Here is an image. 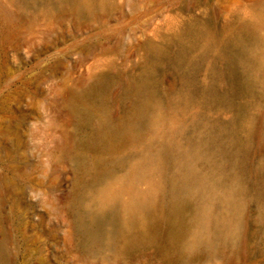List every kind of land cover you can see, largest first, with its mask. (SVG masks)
Listing matches in <instances>:
<instances>
[{
  "label": "rangeland",
  "instance_id": "374dc122",
  "mask_svg": "<svg viewBox=\"0 0 264 264\" xmlns=\"http://www.w3.org/2000/svg\"><path fill=\"white\" fill-rule=\"evenodd\" d=\"M198 42L219 53L189 80ZM145 100L144 122L110 143ZM187 158L211 192L180 218L165 196L125 225L121 203L154 194ZM201 203L212 221L193 246ZM0 253L264 264V0H0Z\"/></svg>",
  "mask_w": 264,
  "mask_h": 264
},
{
  "label": "bare ground",
  "instance_id": "6f19581e",
  "mask_svg": "<svg viewBox=\"0 0 264 264\" xmlns=\"http://www.w3.org/2000/svg\"><path fill=\"white\" fill-rule=\"evenodd\" d=\"M207 35H210L209 30L207 31ZM190 49L194 55V58L189 61H183V64H185L187 68L189 80L195 75L196 71L198 70V67L204 66L207 63L211 52H214L216 54L219 53V51L213 47L211 42L193 43ZM181 59L182 57H180L178 61L181 62ZM235 82L237 83V85H241L244 82V79L237 74L235 75ZM144 91L147 93V97L150 98V101L152 100L151 98H153L155 94H157L158 90L156 86L148 85L144 88ZM146 107L147 104L145 100L139 105L138 110L136 111L135 115H133V118H130V120L126 122L125 130L121 133L119 139L115 138L114 134L108 138L109 142L115 144L116 142L125 140L128 136L133 134L138 129L139 124H142L147 116ZM191 148L195 151L194 153L196 155L198 153L196 148L192 146ZM166 158L167 148L161 149L159 151V158H156L157 162H159V164L161 165L166 164ZM144 169H146V167L143 164L135 167L129 175L130 177L128 180V185L129 183H132ZM196 169L197 165L194 160L192 158H187L183 166L179 168L173 175L168 176L166 181L160 185V188L154 194L133 192L129 198H127L125 201H123V203H121V211L119 208V211L125 214L122 215L126 217V220H124V222L127 221V223H125V225H128V222H134V220H137V223L138 219H140L139 217H141L144 212H148L156 204L157 200L162 199L165 196L168 197L165 198L168 199L170 211L175 217L178 218H180V216L182 215L184 216V211L187 210L188 205L193 207L195 205L197 206V199L199 195H207L208 193H210L212 185L211 183L209 185H205V182L196 172ZM164 184L166 185L164 186ZM110 198L117 199L116 196L109 197V199ZM109 199L106 201L108 202ZM190 217L191 218L189 221L191 223H193L192 221L196 222L195 224L197 228V232L195 234L196 236L193 241V246H198L204 241L203 235L207 232L210 222L212 221L211 214L208 212V207L201 203L199 204V207H196L195 210H193L192 215H190ZM229 228L230 229H228V232L233 233L232 226H230ZM2 263L3 256L0 253V264Z\"/></svg>",
  "mask_w": 264,
  "mask_h": 264
}]
</instances>
